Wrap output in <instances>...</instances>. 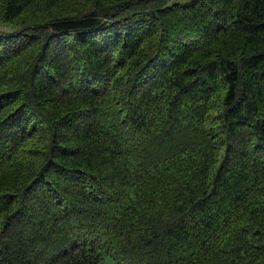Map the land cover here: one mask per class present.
Wrapping results in <instances>:
<instances>
[{"label": "trees", "instance_id": "trees-1", "mask_svg": "<svg viewBox=\"0 0 264 264\" xmlns=\"http://www.w3.org/2000/svg\"><path fill=\"white\" fill-rule=\"evenodd\" d=\"M0 0V264H264V0Z\"/></svg>", "mask_w": 264, "mask_h": 264}, {"label": "rangeland", "instance_id": "rangeland-1", "mask_svg": "<svg viewBox=\"0 0 264 264\" xmlns=\"http://www.w3.org/2000/svg\"><path fill=\"white\" fill-rule=\"evenodd\" d=\"M185 1H188V0H170L169 2L170 3H174V2H180L181 3V2H185ZM0 29H5V27L4 28L0 27ZM103 257H104V262L106 264H113L114 263L113 259L110 256H108L107 254H103Z\"/></svg>", "mask_w": 264, "mask_h": 264}]
</instances>
